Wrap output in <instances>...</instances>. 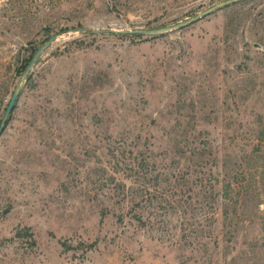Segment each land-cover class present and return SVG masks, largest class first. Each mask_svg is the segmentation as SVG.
<instances>
[{"label":"rangeland","instance_id":"rangeland-1","mask_svg":"<svg viewBox=\"0 0 264 264\" xmlns=\"http://www.w3.org/2000/svg\"><path fill=\"white\" fill-rule=\"evenodd\" d=\"M224 1L0 0V264H264V0L101 31Z\"/></svg>","mask_w":264,"mask_h":264},{"label":"water","instance_id":"water-1","mask_svg":"<svg viewBox=\"0 0 264 264\" xmlns=\"http://www.w3.org/2000/svg\"><path fill=\"white\" fill-rule=\"evenodd\" d=\"M235 1H238V0H226L224 2L219 3L218 5H216L214 7H212L211 9H208L207 11H204L203 13L199 14L195 18L189 19V20H187L185 22H182V23H179V24H176V25H173V26H169V27H163V28L154 29V30H150V31H143L141 29H127V30H121V31H118V30H115V29H108V30H101V31L121 32V33H126V34H159V33H162V32L171 31V30H174V29L189 25V24L201 19L205 15H208L209 13L214 11L215 9H217L219 7H222L224 5L230 4V3L235 2ZM81 30L87 31V30H89V28L84 27ZM97 31H99V30H97ZM57 37H58L57 34L56 35H52L48 40H46L37 49V51L35 52V54L33 55L32 59H31V61L29 62L28 66L26 67V69H25V71H24V73L22 75V78L20 79L19 83L17 84V86H16V88H15V90L13 92V95L11 97V100L9 102L8 108L6 110L5 119H4V121L2 122V124L0 126V135L3 132V130H4V127L6 125V121L8 120V116L10 115L11 111L14 108V105H15V103L17 101V98H18V95H19V92H20V89L22 87V84H23L24 80L27 79L29 73L31 72V70L33 69L35 64L37 63L38 59L43 55L44 51L47 48H49L52 45L53 42H55L57 40Z\"/></svg>","mask_w":264,"mask_h":264},{"label":"trees","instance_id":"trees-1","mask_svg":"<svg viewBox=\"0 0 264 264\" xmlns=\"http://www.w3.org/2000/svg\"><path fill=\"white\" fill-rule=\"evenodd\" d=\"M37 49H38L37 47H34V50L32 51V53H31V55H30V58H28V59L26 60L25 64H24V67H23V69H22V72L25 71L26 67L28 66L29 62L31 61V59H32L33 55L35 54V52L37 51ZM94 245H95V243L91 244V246H94Z\"/></svg>","mask_w":264,"mask_h":264}]
</instances>
